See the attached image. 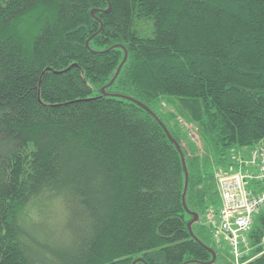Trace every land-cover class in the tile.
<instances>
[{"label": "trees", "instance_id": "trees-1", "mask_svg": "<svg viewBox=\"0 0 264 264\" xmlns=\"http://www.w3.org/2000/svg\"><path fill=\"white\" fill-rule=\"evenodd\" d=\"M263 137L264 0H0V264H215L187 223ZM38 199L68 217L57 246ZM263 237L264 208L246 264Z\"/></svg>", "mask_w": 264, "mask_h": 264}, {"label": "built area", "instance_id": "built-area-1", "mask_svg": "<svg viewBox=\"0 0 264 264\" xmlns=\"http://www.w3.org/2000/svg\"><path fill=\"white\" fill-rule=\"evenodd\" d=\"M232 173L216 172L219 206H208L201 216L217 249L226 247L231 264H246L253 259L249 235L255 215L264 208V137L246 158L236 161ZM254 186L250 187V184ZM264 253V237L261 241Z\"/></svg>", "mask_w": 264, "mask_h": 264}, {"label": "rangeland", "instance_id": "rangeland-1", "mask_svg": "<svg viewBox=\"0 0 264 264\" xmlns=\"http://www.w3.org/2000/svg\"><path fill=\"white\" fill-rule=\"evenodd\" d=\"M185 128L187 129L188 133H190L191 136H193V139L196 140L197 145H199V139L196 134V129L193 126L186 125ZM200 147V145L198 146ZM238 160V159H237ZM238 169V166L236 165V169ZM254 186L252 183L250 184V187ZM39 200V201H38ZM37 201L31 202L27 208L24 211V219L25 220H31L33 224H36L37 227H39L41 230H38V232L42 234H47L49 231L54 230V239L51 245L57 246L59 243L58 237L66 238L68 234V226L66 220L68 217L65 215V211L59 208L60 205H55L54 202H51L48 199H38ZM216 207L219 206V200L216 202ZM257 217V214L255 215V218ZM42 225H39L41 224ZM211 246L214 247L213 243L211 242ZM219 256L217 258V261L215 264H224L226 260L229 264H231V257L229 254V251L226 247H223L221 250H217Z\"/></svg>", "mask_w": 264, "mask_h": 264}, {"label": "water", "instance_id": "water-1", "mask_svg": "<svg viewBox=\"0 0 264 264\" xmlns=\"http://www.w3.org/2000/svg\"><path fill=\"white\" fill-rule=\"evenodd\" d=\"M109 8H110V7H109ZM109 8H108V9H109ZM91 15L94 16V10H91ZM101 28H102V24L100 23L99 31L101 30ZM117 46H119V45H117ZM126 55H127V54H126V51L124 50V58H123L121 64L119 65V67H118V69H117V71H116L114 77L111 79V81L108 83V85H110V84L115 80L117 74L119 73V70H120L122 64L124 63V61H125V59H126ZM105 87H106V86L102 87L101 90H100L101 93H102L103 95L105 94ZM117 96L122 97V98H126V99H128V100H130V101H132V102H134V103H136V104L142 106L143 108H145L146 110L149 111V109H147L146 107H144L143 105H141L139 102H137L136 100H134V99H132V98L125 97V96H120V95H117ZM161 125H162V127H163L165 133L168 135V137L171 139L172 143L175 145L176 149L179 151L180 156H181V160H182V164H183V169H184L185 176H186V180H185V188H184V192H183V195H182V203H183L184 208L187 209V208H186V205H185V192H186V187H187V171H186V167H185V162H184L183 154H182V151H181L180 146L177 144V142H176L175 140H173V139L170 137V135H169L167 129L165 128V126H164L163 124H161ZM191 215H192V219L187 223V227H188V230H189L190 234L194 237L191 227H192V225H193L194 223L198 222L199 215L196 214V213L191 214ZM211 253H212V259H211V261L209 262L210 264L214 263V261H215V259H216V254H215V252L211 250ZM136 261H137V260H136ZM136 261H134L132 264H135Z\"/></svg>", "mask_w": 264, "mask_h": 264}, {"label": "crops", "instance_id": "crops-1", "mask_svg": "<svg viewBox=\"0 0 264 264\" xmlns=\"http://www.w3.org/2000/svg\"><path fill=\"white\" fill-rule=\"evenodd\" d=\"M247 150L248 149H238L233 151V154L230 155V159H229L230 165H227V167L225 168L219 169V171L223 173H232L233 171L235 172L236 171L235 161H237L239 155H247Z\"/></svg>", "mask_w": 264, "mask_h": 264}, {"label": "bare ground", "instance_id": "bare-ground-1", "mask_svg": "<svg viewBox=\"0 0 264 264\" xmlns=\"http://www.w3.org/2000/svg\"><path fill=\"white\" fill-rule=\"evenodd\" d=\"M133 262H134V261H133ZM133 262H132V263H133ZM132 263H131V264H132Z\"/></svg>", "mask_w": 264, "mask_h": 264}]
</instances>
